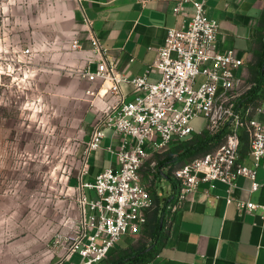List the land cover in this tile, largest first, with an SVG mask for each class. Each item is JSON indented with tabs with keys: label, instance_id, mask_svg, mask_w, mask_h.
Segmentation results:
<instances>
[{
	"label": "built area",
	"instance_id": "1",
	"mask_svg": "<svg viewBox=\"0 0 264 264\" xmlns=\"http://www.w3.org/2000/svg\"><path fill=\"white\" fill-rule=\"evenodd\" d=\"M182 1H192L194 12L187 27L168 28L152 65L160 73L157 81H150L146 74L129 77L120 73L106 59V49L98 38L90 37L94 52L102 57L95 71L85 69L82 75L89 82L108 84L107 91L117 95V100L95 122L86 146V162L110 129L119 136L118 143L108 147L119 167L103 169L91 181H81V219L63 240L67 244L64 259L78 253V264H99L121 239L141 231L156 201L141 180L140 168L150 151L196 133L192 121L197 117L205 118V129L212 134L226 131L218 144L172 171L177 194L170 208L177 210L202 182L220 181L232 190L238 177L246 176L252 180L251 190L260 187L256 176L264 159V123L254 114L264 113V98L243 110L236 108L241 95L235 91L240 82L237 71L243 59L233 49H220L219 22L206 16L204 1ZM72 46L78 48L79 44L75 41ZM23 54H31V49L25 48ZM199 76H203L201 82ZM123 83L133 87L131 99L121 92ZM87 93L97 95L100 90ZM242 130L248 134L251 167L240 161ZM87 189L95 196L89 197ZM232 200L229 195L227 201ZM237 206L242 210L258 208L251 200H239Z\"/></svg>",
	"mask_w": 264,
	"mask_h": 264
},
{
	"label": "crops",
	"instance_id": "2",
	"mask_svg": "<svg viewBox=\"0 0 264 264\" xmlns=\"http://www.w3.org/2000/svg\"><path fill=\"white\" fill-rule=\"evenodd\" d=\"M76 1L89 29L88 37L98 38L106 49V59L114 63L120 73L129 77L146 74L150 81L160 79V73L152 65L157 58V49L164 44L168 28L187 27L194 12L192 1L182 0ZM200 1L205 3L206 16L219 22L220 49H233L243 59V65L237 71L240 82L235 91L245 94L262 74L261 97L256 100L260 102L264 98V67L261 69L258 64L264 50V0ZM89 39L79 41V47H73L74 50L69 52L72 71L76 74L65 73L60 79L62 91L67 88V93L83 105L84 120L91 134L95 122L116 102L117 95L107 91L108 84L101 86L98 81L89 82L82 75L85 69L95 71L102 57L94 52ZM87 90H100V94L92 95ZM121 92L126 99L134 95L133 87L127 83L121 84ZM40 97L43 99V94ZM254 116L264 123V113ZM118 141L117 134L106 130L101 146L91 152L86 162L81 176L83 182L91 181L103 169L119 167L116 155L108 150ZM172 144L166 146V150ZM155 152L150 151L148 158ZM148 158L140 168V177L156 201L159 215L163 216L161 233L154 243L156 255L150 264H264V159L257 168L256 180L260 183L257 190H251L252 180L246 176H239L237 186L232 190L220 181L202 182L174 211L170 202L177 194V186L170 171L171 164L161 163L159 182L153 184L151 169L146 168ZM240 161L253 166L249 139L241 143ZM159 183H167L163 194L159 193ZM88 193L95 196L93 190ZM229 195L233 197L231 202L227 201ZM239 200H251L258 208L239 209ZM134 236L124 238L128 240ZM124 246L117 244L104 260ZM79 261L78 253L64 259L58 252L51 264H78ZM0 264H3L1 257Z\"/></svg>",
	"mask_w": 264,
	"mask_h": 264
},
{
	"label": "rangeland",
	"instance_id": "3",
	"mask_svg": "<svg viewBox=\"0 0 264 264\" xmlns=\"http://www.w3.org/2000/svg\"><path fill=\"white\" fill-rule=\"evenodd\" d=\"M89 34L76 0H0L3 264H51L58 252L63 254L65 236L79 225V190L90 130L83 105L67 88L62 91L60 75L76 74L69 52L75 41L89 39ZM25 48L31 54H23ZM202 80L199 76L198 82ZM192 125L200 133L206 120L197 117ZM166 148L146 162L153 184L159 182ZM158 190L163 194L167 183H159ZM142 234L143 228L118 244L138 246ZM142 242L151 244L148 239Z\"/></svg>",
	"mask_w": 264,
	"mask_h": 264
},
{
	"label": "trees",
	"instance_id": "4",
	"mask_svg": "<svg viewBox=\"0 0 264 264\" xmlns=\"http://www.w3.org/2000/svg\"><path fill=\"white\" fill-rule=\"evenodd\" d=\"M258 64L261 69L264 67V50ZM260 77L255 80L252 87L245 94L238 97L236 108L240 109L244 107L245 109L250 105L258 103L256 100L261 97L259 85L263 80ZM225 131L226 129H223L218 133L212 134L209 130L205 129L200 133H194L189 137L178 139L167 149L161 163H170V171L172 173L175 168L218 144ZM240 136L241 143L248 141V134L245 130L241 131ZM162 220L163 216L159 215V209L153 208L143 227L140 244L135 246V244L126 243L124 247H120L116 254L104 260L102 264H148L151 262L156 255L157 247L154 243L161 233ZM144 239L151 241V244L147 245L142 242Z\"/></svg>",
	"mask_w": 264,
	"mask_h": 264
}]
</instances>
